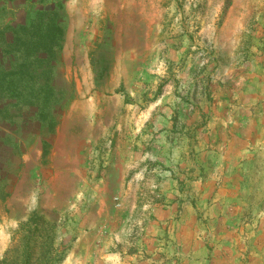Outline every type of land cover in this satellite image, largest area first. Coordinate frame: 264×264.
Returning a JSON list of instances; mask_svg holds the SVG:
<instances>
[{"label":"rangeland","instance_id":"obj_1","mask_svg":"<svg viewBox=\"0 0 264 264\" xmlns=\"http://www.w3.org/2000/svg\"><path fill=\"white\" fill-rule=\"evenodd\" d=\"M0 264H264V0H0Z\"/></svg>","mask_w":264,"mask_h":264},{"label":"trees","instance_id":"obj_2","mask_svg":"<svg viewBox=\"0 0 264 264\" xmlns=\"http://www.w3.org/2000/svg\"><path fill=\"white\" fill-rule=\"evenodd\" d=\"M45 13H46V16H47V11L38 12L37 19L40 22H43L44 25L47 27V29L49 31H51L47 36L52 37L54 43H58L60 38H61V36H62V32H63V30H62L63 28L60 27L59 22L57 21L58 18H59V15H54V13H53L49 17V19L47 18L45 20ZM47 20H48V22H47Z\"/></svg>","mask_w":264,"mask_h":264}]
</instances>
